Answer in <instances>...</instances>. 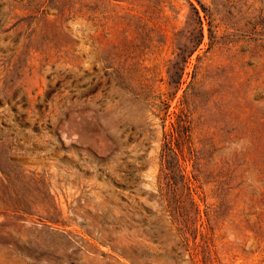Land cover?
<instances>
[{"label":"rangeland","instance_id":"1","mask_svg":"<svg viewBox=\"0 0 264 264\" xmlns=\"http://www.w3.org/2000/svg\"><path fill=\"white\" fill-rule=\"evenodd\" d=\"M0 264H264V0H0Z\"/></svg>","mask_w":264,"mask_h":264},{"label":"bare ground","instance_id":"2","mask_svg":"<svg viewBox=\"0 0 264 264\" xmlns=\"http://www.w3.org/2000/svg\"><path fill=\"white\" fill-rule=\"evenodd\" d=\"M13 72V71H12ZM6 81V80H5ZM10 83V82H9ZM7 85H8V83H7Z\"/></svg>","mask_w":264,"mask_h":264}]
</instances>
